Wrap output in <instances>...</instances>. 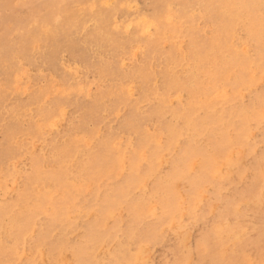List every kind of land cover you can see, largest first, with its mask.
<instances>
[{
  "label": "rangeland",
  "instance_id": "374dc122",
  "mask_svg": "<svg viewBox=\"0 0 264 264\" xmlns=\"http://www.w3.org/2000/svg\"><path fill=\"white\" fill-rule=\"evenodd\" d=\"M56 1L0 0V264H264V0Z\"/></svg>",
  "mask_w": 264,
  "mask_h": 264
},
{
  "label": "bare ground",
  "instance_id": "6f19581e",
  "mask_svg": "<svg viewBox=\"0 0 264 264\" xmlns=\"http://www.w3.org/2000/svg\"><path fill=\"white\" fill-rule=\"evenodd\" d=\"M35 1V0H34ZM45 1V0H44ZM56 1V0H55ZM58 1V3H61V0L59 1V0H57ZM56 1V2H57ZM66 2H68L67 0H65ZM70 1V0H69ZM105 1V0H104ZM165 1V0H164ZM167 1V0H166ZM42 2V1H41ZM47 2V1H46ZM46 2H44V3H46ZM54 2V1H53ZM172 2H173V0H172ZM126 3V2H125ZM130 3V2H129ZM175 3H176V1H175ZM28 4H29V2H28ZM27 4V5H28ZM48 5H49V7H51L50 6V3L48 2L47 3ZM47 4H44V5H47ZM100 4V3H99ZM98 4V5H99ZM52 5H53V8L55 7L54 5H55V3L53 4L52 3ZM122 5V4H121ZM103 6V5H102ZM134 6V5H133ZM178 6V5H177ZM180 6H182V5H180ZM210 6V5H209ZM17 7V6H16ZM34 7V6H33ZM36 7H38V6H35V8ZM49 7H47V8H49ZM129 7V6H128ZM6 8V7H5ZM40 9H41V7H39ZM46 8V9H47ZM59 8V7H58ZM136 8V7H135ZM177 8V7H176ZM185 8V7H184ZM12 9H13V7H12ZM51 9H52V7H51ZM55 9H56V7H55ZM80 9V8H79ZM78 9V10H79ZM116 9V8H115ZM58 10H60V9H58ZM57 10V11H58ZM142 10V9H141ZM44 11H46V10H44ZM61 11H64V10H61ZM81 11V10H80ZM162 11V10H161ZM41 12V11H40ZM53 12V11H52ZM66 12V11H65ZM76 12V11H75ZM82 12V11H81ZM154 12H155V10H154ZM28 13H30V12H28ZM51 13V12H50ZM58 13V12H57ZM56 13V14H57ZM67 13V12H66ZM89 13H90V11H89ZM71 14V13H70ZM35 15V14H34ZM53 15V14H52ZM76 15H79V14H76ZM90 15H92V14H90ZM90 15H89V18H90ZM47 16H48V14L46 15V17H44V18H41V20H38V22L36 21V18L33 20V13H31V14H29V15H27L26 16V18H21V19H19V20H15L14 21V30L16 31V33H17V36L18 37H23L24 38V40H28V42H30V40H31V35H33L32 37H36V35H37V33H35L36 32V30H37V28H40V25H42V27H43V25L46 23V22H48L50 19H49V17L47 18ZM49 16H50V14H49ZM56 16V15H55ZM61 16H63V15H61ZM79 16H81V15H79ZM101 16V15H100ZM103 16V15H102ZM101 16V17H102ZM42 17V16H41ZM67 17V16H66ZM98 17V16H97ZM97 17H95V19L97 18ZM50 18H52V16L50 17ZM62 18V17H61ZM77 18V17H76ZM86 18V17H85ZM108 18H109V16H108ZM49 19V20H48ZM95 19H94V21H95ZM102 19V18H101ZM54 20V19H53ZM71 20V19H70ZM73 20V19H72ZM75 20H77V19H75ZM51 21V20H50ZM62 21V20H61ZM93 21V22H94ZM128 21V20H127ZM55 22H57V21H55ZM54 22V23H55ZM88 22V21H87ZM86 22V23H87ZM91 22V21H90ZM101 22V21H100ZM38 23H39V27H38ZM51 23V22H50ZM50 23L48 24L49 25V27H51L52 25H50ZM73 23V22H72ZM75 23V22H74ZM86 23H85V25H86ZM125 23V22H124ZM132 23H134V21L132 22ZM138 23V22H137ZM55 24H57V23H55ZM59 24V23H58ZM58 24H57V27H58ZM62 24H63V22H62ZM65 24H68L67 22L66 23H64V26H65ZM76 24V23H75ZM91 24H92V22H91ZM96 24V23H95ZM8 25V24H7ZM11 25V24H10ZM82 25V24H81ZM84 25V26H85ZM89 25V24H88ZM98 25V24H97ZM103 25V24H102ZM45 26V25H44ZM46 26H47V23H46ZM53 26H54V24H53ZM105 26H106V22H105ZM137 26V25H136ZM141 26V25H140ZM4 27V26H3ZM48 27V28H49ZM55 27V26H54ZM56 27V28H57ZM60 27H61V25H60ZM60 27H58V28H60ZM71 27V26H70ZM88 27V26H87ZM125 27V26H124ZM9 28V27H8ZM98 28V27H97ZM102 28V27H101ZM141 28V27H140ZM139 28V29H140ZM53 27H52V31H53ZM62 29V28H61ZM81 29H83V27L81 28ZM94 29V28H93ZM103 29H105V28H103ZM117 29V28H116ZM10 30H11V28H10ZM44 30H45V28H44ZM44 30H42V31H44ZM70 30V29H69ZM84 30V29H83ZM12 31V30H11ZM14 31V32H15ZM40 31H41V29H40ZM48 31V30H47ZM56 31V30H55ZM55 31H53V32H55ZM80 31V30H79ZM100 31V30H99ZM57 32V31H56ZM62 32V31H61ZM78 32V31H77ZM11 33V32H10ZM38 33H40L39 31H38ZM76 33V32H75ZM93 33V32H92ZM91 33V34H92ZM96 33H98V32H96ZM140 33V32H139ZM8 34V33H7ZM51 34V33H50ZM58 34H60V33H58ZM63 35L62 36H64V33H62ZM77 34V33H76ZM102 34V33H101ZM108 34H109V32H108ZM107 34V35H108ZM40 34H38V36H39ZM53 35V34H52ZM71 35V34H70ZM74 35V34H73ZM120 35V34H119ZM75 36H77V35H75ZM80 36V35H79ZM97 36H99V34H97ZM40 37V36H39ZM38 37V38H39ZM47 37V36H46ZM57 37V36H56ZM55 37V38H56ZM60 37H61V35H60ZM67 37V36H66ZM68 37H69V35H68ZM70 37H72V36H70ZM78 37V36H77ZM95 37V36H94ZM4 38L5 39H7V37H5V35H4ZM4 38H2V39H4ZM23 38H21V39H23ZM63 38V37H62ZM61 38V39H62ZM4 39V40H5ZM15 39V38H14ZM33 39V38H32ZM41 39H42V37H41ZM51 39H52V37H51ZM54 39V38H53ZM69 39H71V38H69ZM74 40H75V38H73ZM127 39V38H126ZM34 40V39H33ZM38 40V39H37ZM66 40V39H65ZM77 40H78V38H77ZM90 40V39H89ZM23 41V40H22ZM34 41H36V39L34 40ZM42 41V40H41ZM69 41V40H68ZM88 41V40H87ZM145 41V40H144ZM6 42V41H5ZM27 42V41H26ZM82 42V41H81ZM4 43V42H3ZM25 43V42H24ZM57 43V42H56ZM65 43V42H64ZM73 43V42H72ZM75 43H78V42H75ZM91 43V42H90ZM19 44V43H18ZM32 44H33V42H32ZM53 44V43H52ZM57 44H59L60 45V42L59 43H57ZM63 44V43H62ZM74 44V43H73ZM95 44V43H94ZM113 44V43H112ZM0 45H2V44H0ZM15 45V44H14ZM75 45V44H74ZM74 45H73V47H74ZM92 45V44H91ZM101 45V44H100ZM103 45V44H102ZM150 45V44H149ZM3 46V45H2ZM18 46V45H17ZM67 46V45H66ZM68 46H70V45H68ZM93 46V45H92ZM4 47V46H3ZM7 48H8V46H6ZM9 47H10V45H9ZM13 47V46H12ZM53 47H54V45H53ZM60 48H61V46H59ZM64 47V46H63ZM261 47V46H260ZM7 48H6V50H7ZM56 48H58V47H56ZM78 47L76 46V49H77ZM102 48V47H101ZM264 48V47H263ZM9 49V48H8ZM62 49V48H61ZM65 49V48H64ZM70 49V48H69ZM148 49V48H147ZM154 49V48H153ZM1 50V49H0ZM12 50V49H11ZM22 50V49H21ZM20 50V51H21ZM42 50V49H41ZM40 50V51H41ZM59 50V49H58ZM80 50V49H79ZM78 49H77V51H79ZM82 50V49H81ZM92 50V49H91ZM258 50V49H257ZM2 51H3V49H2ZM14 51H16V50H14ZM19 51V50H18ZM23 51V50H22ZM21 51V52H22ZM53 51V50H52ZM76 51V52H77ZM84 51V50H83ZM147 51V50H146ZM1 52V51H0ZM9 52V51H8ZM11 52V51H10ZM9 52V53H10ZM30 52V51H29ZM32 52V51H31ZM73 52H75V51H73ZM96 52V51H95ZM99 52V51H98ZM98 52L96 53L97 55H98ZM108 52V51H107ZM4 53V52H3ZM20 53V52H19ZM81 53H82V51H81ZM90 53V52H89ZM92 53H93V55H94V52L92 51ZM16 54V53H15ZM50 54V53H49ZM88 54V53H87ZM3 55H6V54H3ZM9 55V54H8ZM13 55V54H12ZM17 55V54H16ZM29 55V54H28ZM33 55H35V54H33ZM80 55V54H79ZM79 55H78V57H79ZM86 55V54H85ZM120 55V54H119ZM194 55V54H193ZM14 56V55H13ZM31 56V54L29 55V57ZM36 56V55H35ZM51 56V55H50ZM56 56V55H55ZM58 56V55H57ZM33 58H34V56H32ZM37 57V56H36ZM91 57V56H90ZM93 57V56H92ZM91 57V58H92ZM4 58V57H3ZM2 58V59H3ZM9 58H11V57H9ZM25 58V57H24ZM27 59H28V57H26ZM0 59H1V56H0ZM12 59V58H11ZM58 59H59V57H58ZM95 59V58H94ZM34 61H35V58L33 59ZM38 60V59H37ZM49 60V59H48ZM53 60V59H52ZM56 60V59H55ZM11 61H14V59H12ZM28 61V60H27ZM47 61V60H46ZM54 61V60H53ZM57 61V60H56ZM90 61V60H89ZM94 60H92V62H93ZM10 62V61H9ZM36 62V61H35ZM172 62V61H171ZM7 63V62H6ZM86 63V62H85ZM29 64V63H28ZM47 64H49V63H47ZM164 64V63H163ZM9 65V64H8ZM20 65V64H19ZM43 65V64H42ZM24 67V66H23ZM44 67V66H43ZM69 67V66H68ZM168 67V66H167ZM170 67V66H169ZM48 68V67H47ZM46 68V69H47ZM38 69V68H37ZM41 69V68H40ZM77 69V68H76ZM167 69V68H166ZM201 69V68H200ZM9 70H11V69H9ZM90 70V69H89ZM101 70V69H100ZM114 70V69H113ZM173 73V72H172ZM116 74V73H115ZM37 75V74H36ZM234 75V74H233ZM100 76V75H99ZM113 76V75H112ZM115 76V75H114ZM121 76V75H120ZM111 77V76H110ZM15 78V77H14ZM113 78V77H112ZM118 78V77H117ZM191 81V80H190ZM154 82V81H153ZM175 83V82H174ZM195 88V87H194ZM52 90V89H51ZM55 99V98H54ZM57 99V98H56ZM8 100V99H7ZM35 100V99H34ZM56 101V100H55ZM43 103V102H42ZM100 103V102H99ZM35 104V103H34ZM104 104V103H103ZM30 105V104H29ZM43 105V104H42ZM35 107H36V105H35ZM55 107V106H54ZM85 107V106H84ZM143 107V106H142ZM2 108V107H1ZM17 108V107H16ZM40 108V107H39ZM50 108V107H49ZM66 108V107H65ZM73 108H75V107H73ZM45 110V109H44ZM71 110V109H70ZM3 111V110H2ZM2 111H0V112H2ZM38 111V110H37ZM54 112V111H53ZM72 112V111H71ZM75 112V111H74ZM6 113V112H5ZM41 113V112H40ZM16 114V113H15ZM67 114V113H66ZM22 115V114H21ZM33 115V114H32ZM41 115V114H40ZM16 116V115H15ZM37 116H39V115H37ZM170 116V115H169ZM35 117V116H34ZM60 117V116H59ZM107 118V117H106ZM174 118V117H173ZM69 119V118H68ZM41 120V119H40ZM79 120V119H78ZM253 120V119H252ZM14 121V120H13ZM19 121V120H18ZM248 121V120H247ZM246 121V122H247ZM78 123V122H77ZM85 125V124H84ZM68 126V125H67ZM76 126V125H75ZM110 126V125H109ZM6 127V126H5ZM40 127V126H39ZM187 128V127H186ZM108 129H109V127H108ZM67 130V129H66ZM55 131V130H54ZM68 131V130H67ZM74 132V131H73ZM6 133V132H5ZM7 134V133H6ZM48 135V134H47ZM16 136V135H15ZM104 136V135H103ZM116 136V135H115ZM57 137V136H56ZM59 137V136H58ZM66 139V138H65ZM250 139V138H249ZM6 140V139H5ZM64 140V139H63ZM97 140V139H96ZM105 140V139H104ZM67 142V141H66ZM95 142V141H94ZM57 143V142H56ZM61 143H64V142H61ZM57 144H59V143H57ZM121 144V143H120ZM48 145V144H47ZM50 145V144H49ZM63 145V144H62ZM68 145V144H67ZM92 145V144H91ZM113 146V145H112ZM69 147V146H68ZM50 149H52L53 150V148H50ZM66 150H67V147L65 148ZM101 149V148H100ZM55 150V149H54ZM92 150V149H91ZM91 150H89V151H91ZM96 150V149H95ZM77 151V150H76ZM97 151V150H96ZM44 152H46V151H44ZM58 152V151H57ZM84 152V151H83ZM43 153V152H42ZM69 153V152H68ZM67 153V154H68ZM80 152H78V154H79ZM85 153H86V150H85ZM52 154V153H51ZM75 155V154H74ZM82 155V154H81ZM139 155V154H138ZM59 156H60V154H59ZM58 156V157H59ZM67 156H69V155H67ZM51 157V156H50ZM57 157V156H56ZM52 158V157H51ZM90 159V158H89ZM98 159V158H97ZM56 160V159H55ZM83 160V159H82ZM195 160V159H194ZM79 161V160H78ZM93 161V160H92ZM52 162V161H51ZM104 162V161H103ZM42 164H44V163H42ZM92 164V163H91ZM118 164V163H117ZM54 165V164H53ZM67 165V164H66ZM115 165V164H114ZM42 166V165H41ZM56 166V165H55ZM87 166V165H86ZM104 166V165H103ZM118 166V165H117ZM91 167V166H90ZM112 167H113V164H112ZM52 168H53V166H52ZM87 168V167H86ZM42 169H43V167H42ZM84 169V168H83ZM82 170V169H81ZM99 170V169H98ZM32 171V170H31ZM115 171V170H114ZM127 172V171H126ZM120 173V172H119ZM208 173V172H207ZM54 174V173H53ZM59 174V173H58ZM67 174V173H66ZM46 176H48V175H46ZM53 176H55V175H53ZM52 176V177H53ZM88 177V176H87ZM90 177H92V176H90ZM114 177V176H113ZM178 177H179V175H178ZM38 178V177H37ZM66 178V177H65ZM136 178V177H135ZM209 178V177H208ZM36 179V178H35ZM56 179V178H55ZM46 180V179H45ZM207 180V179H206ZM26 181V180H25ZM49 181V180H48ZM86 181V180H85ZM127 181V180H126ZM130 181V180H129ZM27 182V181H26ZM36 182V181H35ZM35 182H33V183H35ZM87 182V181H86ZM90 182V181H89ZM123 182V181H122ZM81 183V182H80ZM119 184V183H118ZM123 184V183H122ZM124 184H126V183H124ZM128 184V183H127ZM127 184H126V186H127ZM261 184V183H260ZM110 185V184H109ZM116 185H117V183H116ZM107 186V185H106ZM130 186V185H129ZM126 188V187H125ZM131 188V187H130ZM130 188H129V190H130ZM216 189V188H215ZM30 190V189H29ZM62 190V189H61ZM115 190V189H114ZM107 191V190H106ZM112 192V191H111ZM111 192H109V193H111ZM254 192V191H253ZM108 193V194H109ZM25 194H27V193H25ZM34 194V193H33ZM114 194V193H113ZM112 194V195H113ZM120 194H121V192H120ZM119 194V195H120ZM128 194H129V196H130V193L128 192ZM22 196V195H21ZM25 196H27V195H25ZM50 196V195H49ZM128 196V195H127ZM128 196V197H129ZM18 197H20V196H18ZM23 197V196H22ZM252 197V196H251ZM15 198V197H14ZM25 198V197H24ZM27 198V197H26ZM106 199H107V196H106ZM109 199H110V197H109ZM22 200V199H21ZM108 200V199H107ZM18 201V200H17ZM16 201V202H17ZM27 201H29V200H27ZM97 201V200H96ZM14 202V201H13ZM12 202V203H13ZM19 202V201H18ZM103 202V201H102ZM108 202V201H107ZM126 202V201H125ZM24 203V202H23ZM14 204V203H13ZM20 204V203H19ZM28 204V203H27ZM44 204V203H43ZM46 204V203H45ZM4 205V204H3ZM11 205V204H10ZM16 206H18V205H16ZM45 206V205H44ZM1 207V206H0ZM133 207V206H132ZM140 207V206H139ZM20 208H21V206H20ZM51 208H53V207H51ZM57 208V207H56ZM16 209V208H15ZM22 209V208H21ZM30 209H32V208H30ZM102 209V208H101ZM8 210V209H7ZM10 210V209H9ZM51 210V209H50ZM29 211V210H28ZM49 211V210H48ZM104 211V210H103ZM1 212V211H0ZM17 212V211H16ZM15 212V213H16ZM6 214H7V212H6ZM5 214V215H6ZM40 215V214H39ZM38 215V216H39ZM1 216H2V214H1ZM13 217V216H12ZM18 217H19V215H18ZM17 217V218H18ZM41 217V216H40ZM16 218V217H15ZM132 218V217H131ZM70 219V218H69ZM119 219V218H118ZM36 220V219H35ZM42 220V219H41ZM44 220V219H43ZM1 221V220H0ZM24 221V220H23ZM4 222V221H3ZM104 222V221H103ZM141 222V221H140ZM1 223V222H0ZM37 223V222H36ZM139 223V222H138ZM162 223V222H161ZM2 224V223H1ZM76 224V223H75ZM6 227H8L6 224H4ZM12 225V224H11ZM45 225V224H44ZM137 225V224H136ZM233 225V224H232ZM2 226V225H1ZM0 226V227H1ZM23 226H25V225H23ZM36 226V225H35ZM103 226V225H102ZM235 226V225H234ZM45 228V227H44ZM63 228V227H62ZM102 228V227H101ZM226 228V227H225ZM1 229H3V228H1ZM116 229V228H115ZM7 230V229H6ZM137 230V229H136ZM3 232V231H2ZM6 232V231H5ZM92 232V231H91ZM93 233V232H92ZM112 233V232H111ZM135 233V232H134ZM45 233H43V235H44ZM53 234V233H52ZM58 234V233H57ZM63 234V233H62ZM85 234H86V232H85ZM5 235V234H4ZM26 235V234H25ZM111 235V234H110ZM54 236V235H53ZM82 236V235H81ZM80 236V237H81ZM91 236H93V235H91ZM102 236V235H101ZM112 236V235H111ZM117 236V235H116ZM121 236V235H120ZM219 236V235H218ZM1 237H2V235H1ZM21 237H23V236H21ZM98 237V236H97ZM93 238V237H92ZM22 239V238H21ZM21 239L19 240V241H21ZM33 239V238H32ZM61 239V238H60ZM94 239V238H93ZM100 239V238H99ZM16 240H18V239H16ZM46 240V239H45ZM91 240V239H90ZM84 241V240H83ZM82 241V242H83ZM108 241V240H107ZM78 242V241H77ZM129 242V241H128ZM8 243H9V241H8ZM13 243H14V241H13ZM64 243V242H63ZM90 243V242H89ZM215 243V242H214ZM84 245V244H83ZM61 246V245H60ZM59 247V246H58ZM81 247V246H80ZM91 247V246H90ZM90 247H89V249H90ZM36 248H37V246H36ZM84 248H85V246H84ZM83 248V249H84ZM87 248V247H86ZM92 248V247H91ZM127 248V247H126ZM79 249V248H78ZM83 249H82V251H73V254H75L76 255V257L78 256V259H79V261H80V259H81V263H84L85 262V260L87 259V258H89V254H90V252H91V250H85V251H83ZM139 249V248H138ZM81 250V249H80ZM88 251H90L89 253H88V255H87V252ZM119 251H120V249H119ZM5 252V251H4ZM53 253H54V251H52ZM120 253H122L121 251H120ZM26 254V253H25ZM71 254V253H70ZM117 254V253H116ZM115 254V255H116ZM126 254V253H125ZM19 255V254H18ZM75 255H74V258H75ZM118 255V254H117ZM117 255H116V257H117ZM122 255V254H121ZM36 256H37V254H36ZM65 256V255H64ZM63 256V257H64ZM28 257V256H27ZM122 257V256H121ZM61 258V257H60ZM92 258V257H91ZM56 259V258H55ZM110 260V259H109ZM57 261V260H56ZM93 261V260H92ZM258 261V260H257ZM18 262V261H17ZM75 263V262H74ZM80 263V264H81ZM55 264V263H54ZM64 264V263H63ZM85 264V263H84ZM87 264V263H86ZM88 264H89V262H88Z\"/></svg>",
  "mask_w": 264,
  "mask_h": 264
}]
</instances>
